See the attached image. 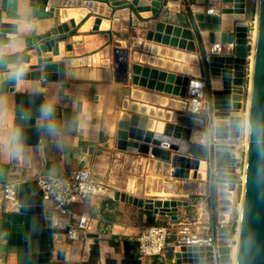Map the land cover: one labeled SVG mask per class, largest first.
<instances>
[{
  "label": "water",
  "instance_id": "95a60500",
  "mask_svg": "<svg viewBox=\"0 0 264 264\" xmlns=\"http://www.w3.org/2000/svg\"><path fill=\"white\" fill-rule=\"evenodd\" d=\"M95 1L0 0V102L14 106V153L20 147L26 149L39 146L42 127L48 125L42 113L43 95L16 92L18 80L64 83L71 75L79 78L80 68H74L73 75L67 68L66 60L53 62L52 57L60 55L61 43L67 41L71 33L79 31L81 24L93 20V30H100L104 19L95 15ZM141 1L106 0L104 3L117 9L129 7L133 10L131 14L136 13L143 21H152L153 26L147 30L146 40L156 45L197 54L198 49L205 51L201 33L207 31L209 44H221L223 52L220 55L202 57L209 102L207 111L201 116H193L183 110L163 108L171 113L166 120H158L165 125L163 133L140 124V121L154 118L134 114L121 120L117 132V148L169 163L171 176L177 179L192 178L193 170H199L203 161L207 163L212 159L216 166L217 186L226 183L234 190L240 163L237 161L236 146L228 141L241 135L246 66L249 53L253 52L248 24L243 22L247 12L246 0H235L234 8H222L221 15L195 14L197 29L162 20L161 13L164 14L165 8L171 10L173 7L176 10L180 7L178 4L181 0H147L150 2L147 5H141ZM231 2L233 0H206L207 4L216 6ZM238 2L241 3L239 6ZM185 5L188 7L186 3ZM79 8L87 10L86 16L80 21L69 16L70 11ZM148 11H152L151 16H143ZM226 11L243 16L236 20L229 31L222 26V15ZM189 17L191 22V16ZM256 17L236 264H264V0H258ZM150 32L153 33L152 40L148 39ZM227 35L228 40L224 38ZM65 50L67 58H71L72 46L66 45ZM32 55L37 58V64L30 66L28 71L20 72L22 64L31 62ZM112 57V61L107 60L104 68L113 71L118 82L127 84L131 80L135 86L166 97H186L190 77L170 71L167 66L164 70L141 63L130 64L129 50L126 48H115ZM91 58L83 59V68H91L88 65ZM169 101L175 103L177 100ZM234 113L240 114L235 116ZM73 116L76 118L75 114ZM209 119L210 126L214 129L213 136L209 143L198 142L194 135L197 131L204 132L208 129ZM16 162L18 160L14 158L11 163L0 164L1 185L20 182L18 209L0 217V247L15 249L22 257L21 264H51L55 244L60 242L65 232L56 228L52 210L45 208L42 192L36 181L41 175L40 170L20 172L14 166ZM218 196V191L213 188L210 207L216 253L213 247L183 246L179 251L169 254L170 262L165 257L160 264H234L232 248L229 245H218ZM115 200L160 216H168L173 221L179 219L180 209L190 205L185 200L142 199L121 191L115 192ZM88 237L98 239L99 236L91 234ZM57 259L64 260V252H58Z\"/></svg>",
  "mask_w": 264,
  "mask_h": 264
},
{
  "label": "crops",
  "instance_id": "0c3cea01",
  "mask_svg": "<svg viewBox=\"0 0 264 264\" xmlns=\"http://www.w3.org/2000/svg\"><path fill=\"white\" fill-rule=\"evenodd\" d=\"M104 1L106 0L95 1V7H97L94 9L95 15L104 19L101 21L100 30H93L94 23L91 27H87V23L81 24L79 31L71 33L68 40L61 43L60 55L52 57L53 62L66 60L68 63L67 68L71 70L73 75L75 74L73 69L80 68L81 71L78 79L73 78L71 75L64 83L18 80L16 92L41 93L44 99V108L51 107L53 111L49 117H45L48 125L42 127V136L39 146L26 149L20 147L17 149L16 153H14L12 144L9 146L6 143L9 136H12L14 106L3 104L6 117L4 123L0 125V164L11 163L14 158H17L18 163L16 162L14 166L20 172L25 171L26 173H30L31 170H40L41 175L45 176L65 175L77 169L89 168L94 179L98 180L94 176V166H91L92 163L88 162L92 161L94 156L100 153L102 150L101 147L107 142L111 143V140L109 139L106 141V138L111 136L113 131H115L116 123L119 121L120 124L122 117L125 115L130 117L134 114H138L150 117L124 108L126 100L135 101L131 96V92L137 88L154 95L166 97L164 94L135 86L132 84L131 80H129L127 84L120 83L115 79L113 71L110 72L109 78H105L104 80H93L88 76H82V70L84 68L83 66H81V68L79 65L75 64L73 62L74 60L78 61L80 59L94 57L95 54H100L102 60H104V66L107 60L110 59L109 57H112V52L118 47H126V49L129 50V59L132 55V49L127 47V44L130 43V40L133 38L132 35L129 34L131 32L128 28L130 23L134 21V18L139 16H137L136 13L131 14L133 10H130L129 7L121 9L112 8L108 3H104ZM181 2L183 1L181 0ZM195 2L197 4H205L206 0H201V2L200 0H195ZM185 3L189 8L193 7V5L190 4V0H186ZM208 5L210 7L212 6L210 3ZM165 11H170V13L167 12L169 16L163 17L162 20L193 28L188 25L190 24L189 15H186V19L184 20L187 24H182L179 21L173 20L174 18L172 19L173 16L175 17L178 15L172 12V9L170 10V8L168 9L167 7L163 13H165ZM140 20L142 19L140 18ZM91 21L93 22V20ZM201 34L206 50L209 42L206 43L204 39L209 37V33L204 31ZM75 36H79L81 39L74 40ZM68 44L72 46L73 55L71 58H67L68 56L66 55L65 46ZM229 49H232L231 45ZM176 51L181 50L177 49ZM201 52L203 53V50L198 49V53L195 55L198 56ZM32 57L30 64H22L20 72L28 71L30 66L37 64V58L33 55ZM130 64H133L131 59ZM166 68L165 65L160 69L165 70ZM105 69L107 68L105 67ZM170 71L182 74L172 69H170ZM199 74H201L200 64ZM185 76L190 78L196 77L192 75ZM198 78H201L200 75ZM165 97L162 98L164 99ZM167 97H170L169 99L173 98L171 96ZM206 104L207 100L205 105ZM157 106L154 107L163 108L161 107V103ZM117 108H120V110L117 111ZM73 114L76 115V118H74ZM50 125L52 126L51 130L49 127ZM141 157L152 158V156L143 154ZM2 191L3 185L0 183V194ZM116 191H106V193L94 197L86 203L74 205L78 213L90 218V232L88 236L97 234L99 237L98 239L88 237L83 241L70 242L67 241L65 237L61 236L60 242L55 244L52 251L51 264H88L90 261L91 246L95 241H98L100 247V257L96 264H111V262L121 264L125 257L124 240L128 239L137 242L140 227L144 224L152 225L151 223H155V225L160 226L191 224L193 229L200 230V232L204 234L213 235L212 223L210 227L209 222V219L211 220V215L208 213V203H202L200 208L197 209L196 216L192 217V219L189 215L190 205L185 208V210L180 209L179 219L173 221L168 216H160L132 204L115 200ZM127 191L130 192L129 189H127ZM44 205L46 209L51 210V203H44ZM12 211L16 210H11L10 212ZM220 227L219 219L217 229ZM217 232V239L219 242L218 234L220 233L218 230ZM112 241L120 243L118 250L110 244ZM219 244L221 243L219 242ZM172 248L173 247H170L168 250H172ZM0 250L5 253L7 264H21L22 257L16 253L15 249L9 250L0 247ZM58 252H64V260L57 259ZM169 257V254L166 253L167 262H170L168 259ZM138 259L141 264H160L164 260V258L161 257L145 259L138 257Z\"/></svg>",
  "mask_w": 264,
  "mask_h": 264
},
{
  "label": "rangeland",
  "instance_id": "374dc122",
  "mask_svg": "<svg viewBox=\"0 0 264 264\" xmlns=\"http://www.w3.org/2000/svg\"><path fill=\"white\" fill-rule=\"evenodd\" d=\"M201 2V0H200ZM190 4L193 5L192 8L186 7L185 2H180L178 9H174L172 7V12L178 14L177 16H173L172 19L175 21H179L182 24H187L184 20L186 19L185 16H191L190 25L193 29H197V22L194 18L195 14L197 13H207L209 9V5L205 4H197L195 0H190ZM208 5V6H207ZM223 8H231V4L221 5ZM258 7V0H246V16L243 22L248 24L249 28V37L250 42L253 43L255 31L257 27V17H256V8ZM170 11H165L164 14L161 13V17H168L167 14ZM253 12V14H252ZM139 18V17H138ZM137 18V19H138ZM136 19L130 23L129 26V33L132 35V39L130 43L127 44L132 52L130 57L133 63H141L144 65L156 67V68H163L165 63L157 58L156 63L154 65H150L147 63H142L137 59V53H144V47L147 43L155 45L154 42H150L146 40V33L147 30L152 29L153 22L152 21H143ZM237 22V21H236ZM235 22V23H236ZM234 23V24H235ZM234 27V26H233ZM206 43H208V38L204 39ZM207 45V44H206ZM126 48V47H125ZM209 43L205 51L201 52L199 57V64L201 66V74L200 77L205 79V74L203 71V62L202 57L209 56ZM113 53V52H112ZM136 53V54H135ZM113 56V54H112ZM251 56L250 55V62L246 66V79H245V93H244V107L241 111L242 116V123H241V135L239 138L235 140H229V143H233L236 146L237 151V161L240 163L239 173H237V183L232 190V194L230 197L231 203V210L228 215V221L224 224L223 227L227 229L225 234H218L219 235V245H229L232 248V259L234 261V255L237 251L238 247V231H239V224H240V214H241V206H242V198L244 192V179H245V166H246V150H247V119H246V111H247V104L249 99L250 93V85H251ZM136 60H135V58ZM112 61L113 57H109ZM106 59V58H105ZM112 65V63H111ZM113 67V65H112ZM170 69L174 70L170 67ZM248 76V78H247ZM206 80V79H205ZM181 100L179 98H172L170 99L172 102ZM183 99V98H182ZM182 102V100H181ZM208 97H207V104L203 106L202 113L208 110ZM183 107V102L181 103ZM120 108H117L119 111ZM183 110V109H182ZM169 116H171L170 111H166L163 108H158L155 111V118L158 120H166ZM126 117V115H125ZM129 117V116H127ZM124 119V116L122 117ZM121 119V120H122ZM126 119V118H125ZM152 120H147L142 123L141 125L144 127H149L152 123ZM211 120H208V129L204 132L197 131L196 134L198 137L196 140L198 142H207L209 143V139L213 136L214 129L210 126ZM156 124V125H155ZM119 121L115 125V131H113L112 135L106 138V141L109 139L111 143H106L100 151V153L94 156L92 161L88 163H92L91 166H94V176L101 182L104 183L105 188L107 191H124L130 195L136 196L138 198L147 199H170V200H185L190 203V218L196 216L197 209L200 208L202 203H208V213L211 215V207H210V199H211V191L215 188L218 191V186L215 182L216 179V166L215 161L209 159L207 163L203 161L201 163L199 170L192 171V178L190 179H177L171 176V166L167 162L159 161L155 158L151 157H141L142 154H133L127 153L118 150L116 145L117 139V132L119 129ZM159 125V127H158ZM161 125V126H160ZM151 130H155L156 132H163L164 130V123L163 122H154L152 126H150ZM200 134V136H199ZM195 138V137H194ZM219 143H226L225 141H218ZM93 156V155H92ZM91 160V159H90ZM202 172V173H200ZM197 173V174H196ZM202 175V176H201ZM127 189L130 190L127 191ZM219 198V197H218ZM185 208H182V210ZM210 218V216H209ZM208 222V219H207ZM210 227H211V220L209 219ZM149 225V224H148ZM180 225H178L179 227ZM142 227V225H141ZM140 227V229H141ZM177 228V227H175ZM211 231V230H210ZM209 231V232H210ZM175 232V231H174ZM225 242V244H224ZM234 252V253H233ZM168 254L172 253V250H168L166 252Z\"/></svg>",
  "mask_w": 264,
  "mask_h": 264
},
{
  "label": "built area",
  "instance_id": "2783aa9c",
  "mask_svg": "<svg viewBox=\"0 0 264 264\" xmlns=\"http://www.w3.org/2000/svg\"><path fill=\"white\" fill-rule=\"evenodd\" d=\"M235 3V0L230 3L231 8H234ZM222 8V6L212 5L207 13L221 15ZM135 19L139 21L137 18ZM222 52L223 46L221 44H211L208 55H220ZM250 55L251 53H249L248 62H250ZM181 100L184 113L201 116L203 106L207 100L206 81L198 77L190 78L186 97ZM36 181L39 190L42 192L43 203H51L52 205L51 210L56 228L65 232L62 236L70 242L87 239L90 232V218L78 213L74 205L86 203L92 198L106 193L104 183L95 180L89 168L77 169L65 175H40ZM19 185L20 182L3 185V191L0 194V217L11 210L18 209ZM224 224L220 222L221 227ZM172 238L173 240H171ZM137 244V254L141 259L165 258L170 247H173L174 251L180 250L183 246L213 247L216 253L213 235L204 234L200 230L193 229L191 224H184L179 227L176 224L167 226L144 224L140 229ZM0 264H7L5 253L1 250Z\"/></svg>",
  "mask_w": 264,
  "mask_h": 264
},
{
  "label": "bare ground",
  "instance_id": "6f19581e",
  "mask_svg": "<svg viewBox=\"0 0 264 264\" xmlns=\"http://www.w3.org/2000/svg\"><path fill=\"white\" fill-rule=\"evenodd\" d=\"M149 3L150 2H148L147 0L141 1V5H147ZM237 4L239 6L241 3L238 2ZM151 12L152 11L144 12L143 16L149 17L152 14ZM86 14H87L86 9L79 8L77 10L70 11L69 16L80 21L84 16H86ZM210 16H214V15H210ZM242 17H243L242 15H237V14H233L230 11H226L225 14L222 15L223 29L227 30V31L231 30L234 23L236 22V20H240ZM87 25H88L87 27H91L93 25V22L89 21L87 23ZM228 36L229 35L225 36L224 38L228 40L229 39ZM152 37H153V33L150 32L148 34V39L152 40ZM79 39H81L79 36L74 37V40H79ZM255 39H256V31H255V36H254V40L252 43V45H253V52H252V56H251V61H252L251 68L252 69H253ZM62 47H63V45H62ZM136 57H137V59H139L140 62L147 63L150 65H154L156 63L157 58H160L159 60L164 62L167 67H171V68L175 69L177 72H180L184 75H192V76H196V77H198L200 75L199 74V58L197 55L192 54V53L176 51V50L165 48V47H162L159 45H152L150 43H147L144 47V53H142V54L137 53ZM73 62L81 67V66H84L85 61L83 59H80L78 61L74 60ZM89 62L90 63L88 65L91 66V68H84L82 70V76H88L90 79H93V80H104L105 78H109L110 71H109V69L104 68V66H103L104 60H102L100 54H95L94 58L92 57L91 61H89ZM182 63H183V65H182ZM24 64H30V63H24ZM252 69H251V76L250 77H252ZM136 82H138V80H136ZM131 96L135 101L126 100L124 103V108L127 110L129 109L133 112L148 115L154 119H156L155 118V111L158 109L157 105L160 103L162 104L161 107H163V108L171 107V108H175L177 110L183 109V107L181 105L182 102L179 100L175 101V103H171L169 101V99L165 96L154 95V94H151L150 92H146V91H143V90H140L137 88H135L131 92ZM162 97H165L166 99L165 98L163 99ZM249 97H250V93H249ZM150 105H152V106H150ZM154 106H157V107H154ZM248 109H249V99H248L247 111H246L247 112L246 113V119H247L246 133L248 132ZM239 114L240 113H234L235 116L239 115ZM127 116L128 115H126V117L124 116V119L127 118ZM154 119H153L152 123L150 124V126H152V124L154 122L158 121V119H156V120H154ZM142 123H144V121H142ZM150 126L148 127V129L151 128ZM158 127H159V125H158ZM164 127H165V125H164ZM157 133H159V132H157ZM199 136H200V134H199ZM194 137L196 139L198 137V135L195 134ZM200 173H202V172H200ZM231 194H232V190L229 188L228 184L220 183L218 185V195H219L218 196L219 197V209L218 210H219V219H220V222H222V223H226L228 221V215H229L230 210H231V208H230V206H231V203H230ZM237 252H238V247H237V251L235 252V255H234V264H236Z\"/></svg>",
  "mask_w": 264,
  "mask_h": 264
},
{
  "label": "trees",
  "instance_id": "16d2710c",
  "mask_svg": "<svg viewBox=\"0 0 264 264\" xmlns=\"http://www.w3.org/2000/svg\"><path fill=\"white\" fill-rule=\"evenodd\" d=\"M151 224L155 225V223H151ZM217 230L219 231V233H222V234H225V232L227 231V229H224V228H219ZM171 240H173V238ZM110 244L113 247H115L116 250L119 249V246H120L119 242L112 241L110 242ZM137 248H138L137 242L130 241L128 239L124 240L125 257L121 264H141V262L138 259ZM173 250L174 248H172V252ZM99 257H100V247H99L98 241H95V243L91 246V255H90V261L88 264H96ZM111 264H116V263L111 262Z\"/></svg>",
  "mask_w": 264,
  "mask_h": 264
},
{
  "label": "clouds",
  "instance_id": "9594fccd",
  "mask_svg": "<svg viewBox=\"0 0 264 264\" xmlns=\"http://www.w3.org/2000/svg\"><path fill=\"white\" fill-rule=\"evenodd\" d=\"M53 109L51 107H45L44 109H42V113L44 115V117H49L52 113ZM5 117H6V111L4 109V106L2 104V102H0V125H2L4 123V120H5ZM50 127V130H51V125L49 126ZM15 142V138L14 136H9L8 140H7V145H11Z\"/></svg>",
  "mask_w": 264,
  "mask_h": 264
}]
</instances>
